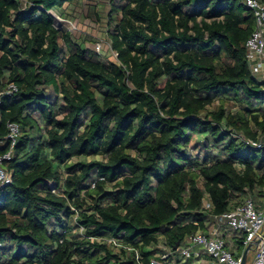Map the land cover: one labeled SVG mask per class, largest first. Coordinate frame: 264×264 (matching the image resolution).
<instances>
[{"label":"trees","instance_id":"1","mask_svg":"<svg viewBox=\"0 0 264 264\" xmlns=\"http://www.w3.org/2000/svg\"><path fill=\"white\" fill-rule=\"evenodd\" d=\"M82 1L0 0V157L8 123L20 130L0 264H137L102 237L147 264L246 198L264 202V149L239 137H264L244 0ZM68 5L106 21L115 59L57 28Z\"/></svg>","mask_w":264,"mask_h":264},{"label":"built area","instance_id":"2","mask_svg":"<svg viewBox=\"0 0 264 264\" xmlns=\"http://www.w3.org/2000/svg\"><path fill=\"white\" fill-rule=\"evenodd\" d=\"M244 2L255 18V28L246 42L247 59L253 71L264 81V3L260 0H244ZM61 17L62 20L69 21ZM70 24L72 25V22ZM97 51L99 54L103 52L101 43L98 44ZM13 90H16V87L11 85L7 93ZM8 128L7 138L10 149L0 157V187L10 184L13 180L12 172L6 168L5 161L11 158L20 131L19 125L15 122H9ZM239 137L248 146L264 149V137L259 140ZM216 218L217 223L210 230L198 231L186 237L176 249L157 252L147 264H241L242 254L250 243L252 248L249 250L246 264H264V202L256 203L248 197L236 209L216 215ZM232 234L235 235V240H240L242 249L239 250L236 241L230 240L229 236ZM99 239L106 240L119 250L134 252L137 264H145L138 248L123 243L115 237ZM252 250L254 257L249 263ZM171 257L174 260H171Z\"/></svg>","mask_w":264,"mask_h":264},{"label":"rangeland","instance_id":"3","mask_svg":"<svg viewBox=\"0 0 264 264\" xmlns=\"http://www.w3.org/2000/svg\"><path fill=\"white\" fill-rule=\"evenodd\" d=\"M82 6L84 7L86 5V1H82ZM74 5H68L67 10L71 12V15L67 17L69 20L68 22L62 20L61 15L57 11H52V14L55 18V24L58 28L62 29L63 31L69 30L67 29L72 28L69 30L72 34H81L83 37L86 36H93L98 41L93 43H88L87 46L92 48L94 51H97V46L99 43L102 44L103 52L101 53L102 56H108L112 59H115L116 53L111 49L107 35H106V21L103 22H94L88 18H84L82 14H80V11L77 10L76 13L74 12ZM72 22V25L70 24ZM65 28V29H64ZM254 257V250L250 252L249 260L250 263Z\"/></svg>","mask_w":264,"mask_h":264},{"label":"water","instance_id":"4","mask_svg":"<svg viewBox=\"0 0 264 264\" xmlns=\"http://www.w3.org/2000/svg\"><path fill=\"white\" fill-rule=\"evenodd\" d=\"M180 245V241L177 242V244L174 246V249H176L178 246ZM252 248V243H250L246 249L244 250L243 254H242V260H241V264H246L247 263V257H248V253L249 250Z\"/></svg>","mask_w":264,"mask_h":264}]
</instances>
